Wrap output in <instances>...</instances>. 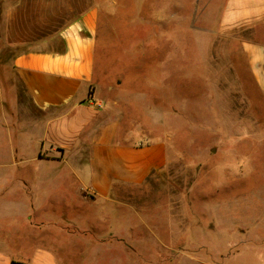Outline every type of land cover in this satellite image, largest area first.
Wrapping results in <instances>:
<instances>
[{
  "label": "rangeland",
  "instance_id": "rangeland-1",
  "mask_svg": "<svg viewBox=\"0 0 264 264\" xmlns=\"http://www.w3.org/2000/svg\"><path fill=\"white\" fill-rule=\"evenodd\" d=\"M116 1L112 11H102L94 91L102 104L113 105L112 111L122 115L124 129L145 132L134 142L153 138L169 149L162 171L140 186L116 190L118 223L133 217L140 228L136 232L148 241H164L172 248L159 253L166 264L189 254L203 263L221 264L237 256L226 264H260L264 102L252 85L239 44L217 32L225 0H181L165 6L163 0ZM166 15L175 19L171 25L163 23ZM8 55L2 52L0 61ZM5 78L13 87L10 69ZM33 173L10 172L11 181ZM52 199L36 209L26 193L0 195V237L8 244L27 245L32 242L30 227L38 222L54 229L71 227L72 222L79 227L80 205L64 196ZM128 207L161 240L146 233ZM106 210L96 207L101 213ZM103 233L94 239L115 241ZM55 238L60 242L59 235ZM132 238L140 240L137 233L126 236ZM87 239L86 244H96L93 237ZM188 241H195L196 248L189 250ZM153 245L150 250L137 246L132 259L143 253V259L156 262ZM62 246L66 252L68 246ZM122 248L120 243L88 246V262L130 264L131 253Z\"/></svg>",
  "mask_w": 264,
  "mask_h": 264
},
{
  "label": "crops",
  "instance_id": "crops-1",
  "mask_svg": "<svg viewBox=\"0 0 264 264\" xmlns=\"http://www.w3.org/2000/svg\"><path fill=\"white\" fill-rule=\"evenodd\" d=\"M177 1L181 0H163V5ZM115 6L116 0H0V54H9L0 61V195L26 193L36 209L54 196H64L80 205L81 214L79 227L73 222L71 227L55 229L43 222L30 225L32 242L27 245L8 244L0 237V264H90L88 246L118 243L131 253L130 264H166L163 252L172 248L136 209L128 207L161 244L136 232L140 228H135L133 217L118 223L116 190L140 186L162 171L169 149L153 138L134 142L145 132L124 129L122 115L112 111L113 105L102 104L94 91L102 11ZM165 19L166 25L175 20L168 15ZM217 32L239 44L252 85L264 102V0H225ZM8 69L13 87L5 78ZM25 171L33 176L11 181L10 172ZM97 206L108 210L98 212ZM101 231L115 241L95 240ZM129 233H137L140 240L126 239ZM88 236L96 244H86ZM152 243L156 262L143 259V253L132 259L137 246L150 250ZM187 246L193 250L196 242L188 241ZM166 262L214 264L190 254Z\"/></svg>",
  "mask_w": 264,
  "mask_h": 264
},
{
  "label": "built area",
  "instance_id": "built-area-1",
  "mask_svg": "<svg viewBox=\"0 0 264 264\" xmlns=\"http://www.w3.org/2000/svg\"><path fill=\"white\" fill-rule=\"evenodd\" d=\"M97 107H101V104L100 103H97Z\"/></svg>",
  "mask_w": 264,
  "mask_h": 264
}]
</instances>
